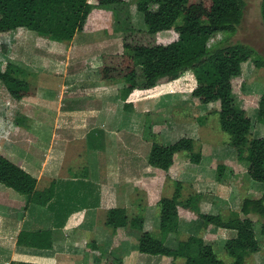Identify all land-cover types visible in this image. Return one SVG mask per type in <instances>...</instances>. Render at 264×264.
I'll use <instances>...</instances> for the list:
<instances>
[{
  "label": "trees",
  "instance_id": "obj_1",
  "mask_svg": "<svg viewBox=\"0 0 264 264\" xmlns=\"http://www.w3.org/2000/svg\"><path fill=\"white\" fill-rule=\"evenodd\" d=\"M244 1L136 0L135 9L142 15L145 26L144 30H137L129 23V5L123 0H97L95 5L88 0H0V34L25 29L57 43H68L83 32L94 9L110 12L122 32L123 52L100 55L101 65L97 72L104 83L123 82L120 91L122 109L130 112L137 101L161 95L167 84L190 71L195 81L191 96L202 105L217 106L213 112L218 116L220 130L228 135V144L237 160L246 164L247 178L264 185V138L250 137L251 120L236 99L232 86V80L241 74V64L251 61L254 67L264 68V60L250 46L227 42L241 22ZM260 14L264 26V0ZM170 30L177 33V39L166 45L159 44L157 35ZM219 35L224 37L215 41ZM22 74V69L13 63L0 69V83L15 101L32 96ZM257 118L264 123V92L258 100ZM26 119L17 115L13 120L15 129L24 127ZM155 134L154 125L150 120L146 121L142 138L151 142L147 156L150 167L174 178L172 171L180 154L187 155L190 164H200L202 151L195 152L192 139L182 137L162 145L153 141ZM215 171L216 181H222L225 165H217ZM0 185L24 196L27 204L39 206H45L55 193L53 183L43 191H36V179L2 155ZM181 190V182L175 180L171 196L158 201L161 238L142 230L144 217L141 211L129 218L124 208L109 209L104 225L111 228L113 235L118 229H137L140 231L136 246L139 254L170 258L174 262L182 259V264H246L244 254L260 251L255 226L259 225V232L264 236L261 198H245L238 212L222 217L201 213L191 198L181 201ZM178 207L192 211L202 229L210 225L235 232L223 246L231 262L217 258L212 246L194 235L178 241L175 248L163 243L165 234L179 233ZM16 244L49 250L52 248L51 232L21 231ZM91 248L98 250L95 244ZM101 258L104 264H122L110 253H101Z\"/></svg>",
  "mask_w": 264,
  "mask_h": 264
},
{
  "label": "rangeland",
  "instance_id": "obj_2",
  "mask_svg": "<svg viewBox=\"0 0 264 264\" xmlns=\"http://www.w3.org/2000/svg\"><path fill=\"white\" fill-rule=\"evenodd\" d=\"M96 1L88 0L91 5H95ZM123 1L129 5L130 25L137 30H144L142 15L135 9L136 0ZM261 2L262 0L244 1L241 22L236 33L227 38V42L250 46L264 60ZM118 29L110 12L94 9L83 32L76 34L68 43H57L25 29L0 34V69L4 70L8 63L21 68L23 71L21 78L28 82L32 93V96L15 101L8 96L0 83V151H4L7 147L8 137L12 140L25 139L38 143L41 140L48 145L53 140L51 134L53 127L56 126L55 115L59 107L65 105L63 108L65 110L71 106L100 109L98 101L89 96L86 100L79 98L71 101L66 99L68 96L66 93L71 91L70 85L73 84L74 79L78 81L88 76L94 83L99 78L97 69L101 65L100 55H114L123 52L122 32ZM223 37L219 35L214 40H220ZM176 39L177 33L174 30L157 35V42L162 45L169 44ZM82 47H86L85 52H82ZM105 85L108 87L107 92L111 94L108 95L107 106L115 107L110 110L114 115L110 117L109 124L114 125L111 122L116 121L115 118H117L123 125H127L128 128L125 130L116 131L117 135H120L117 140L124 139L123 141L128 142L129 146L136 149L140 160L138 166L140 176L149 177L148 182L142 185L145 186L144 189H147V195L144 196V192L141 191L135 196L139 211L130 209L127 211L129 218L141 212L144 218L147 217L143 224V231L161 238L158 229V201L162 197L171 196L175 180L182 184L181 201L185 202L191 198L193 205L196 204L203 214H218L227 217L230 213L239 211L245 198H261L264 203V185L247 178L246 164L237 160L234 150L228 144V135L220 130L218 116L213 112L217 106L215 104L202 105L191 96L195 81L190 71L184 73L178 80L167 84L161 95L138 102L136 108L130 112L122 109L120 91L123 82H109ZM232 86L236 99L251 120L250 137L264 138V123L257 118L258 100L264 92V68L254 67L251 61L241 64V74L232 80ZM61 93L63 94L62 99H60ZM17 115L25 116L27 119L24 127L15 129L13 120ZM148 118L154 125L156 133L154 142L169 145L179 138H190L194 142L195 152L202 151L200 164H190L187 155L180 154L175 160V167L172 171L174 178L172 179L158 169H145L146 166L142 163H144L146 153H149L151 142L143 139L142 133L145 122L149 121ZM64 135L68 137L67 133ZM93 135L97 136L98 133H93ZM126 151H128L127 148L124 147L121 150L119 147V156L129 154ZM219 164L225 165V171L222 181L217 182L215 168ZM128 165H125V168L130 170L129 167L133 165ZM113 167L116 169V164ZM134 167L135 165L131 170H135L136 167ZM150 187L156 193L153 190L150 193ZM76 204L75 201L72 207ZM178 216L179 233L165 234L163 243L166 246L175 248L178 241L194 235L201 237L206 244L211 245L217 258L225 263L232 261L225 254L223 246L235 234L210 225L202 229L197 216L188 209L178 207ZM255 232L260 242V251L244 254L246 264H264V236L260 234L258 224L255 226ZM139 236V230L130 228L121 229L113 235L117 241L126 242L128 240L129 247L133 246V242ZM111 238L112 236L108 239L111 240ZM122 250L126 251L123 248ZM105 253L111 254L112 252L107 248ZM118 254L120 255L115 252L112 256L116 258L119 257ZM116 259L121 260L120 257ZM172 263L182 264L183 260L178 259L174 262L170 258L139 254L133 261V264Z\"/></svg>",
  "mask_w": 264,
  "mask_h": 264
},
{
  "label": "crops",
  "instance_id": "obj_3",
  "mask_svg": "<svg viewBox=\"0 0 264 264\" xmlns=\"http://www.w3.org/2000/svg\"><path fill=\"white\" fill-rule=\"evenodd\" d=\"M85 49L82 47V52ZM90 80L88 76L78 81L74 79L66 99L86 100L89 96L98 101L100 109L71 106L65 110V105L59 107L54 114L53 140L48 145L41 140L38 143L8 137L7 147L0 151V155L36 179V191H43L52 183L55 190L54 197L45 206H39L27 204L24 196L0 185V264H104L101 253L107 248L114 255L120 253L122 264H133L139 256L138 238L131 247L128 240L117 241L111 228L104 225V218L106 211L112 208L139 211L135 196L141 191L147 195V189L142 185L149 177L140 176L136 149L124 139L117 140L120 135L116 131L125 130L127 125L117 118L111 122L114 125L109 124L114 115L110 110L115 107L107 106L108 95H111L107 92L108 87L99 78L94 83ZM61 95L60 99L63 98ZM96 132L98 135H93ZM119 147L128 149V157L122 153L119 156ZM147 156L148 152L142 163L145 169H155L147 164ZM129 163L135 165L136 171L131 170L133 166ZM125 165L132 167L127 170ZM149 189L151 193L152 187ZM75 201L77 204L72 207ZM21 231H50L52 248L40 250L18 246L16 240ZM92 244L97 246V251L91 248Z\"/></svg>",
  "mask_w": 264,
  "mask_h": 264
}]
</instances>
